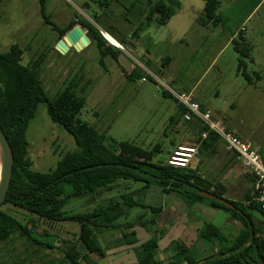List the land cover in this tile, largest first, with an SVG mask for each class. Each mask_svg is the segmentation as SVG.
Wrapping results in <instances>:
<instances>
[{"label":"rangeland","instance_id":"obj_1","mask_svg":"<svg viewBox=\"0 0 264 264\" xmlns=\"http://www.w3.org/2000/svg\"><path fill=\"white\" fill-rule=\"evenodd\" d=\"M156 1H44L45 14L61 29L77 19H85L95 28H101L124 42L116 60L105 56L101 64L95 43L89 42L79 50L68 46L63 53L55 49L62 35L44 21L39 0H0V52L17 43L23 49L20 62L25 65L43 54L37 73L47 96L54 97L70 84L77 95L85 98L78 117L103 135L106 146L113 147L117 141H130L150 148L167 139L175 140L177 133L173 129L182 130L184 121L175 104L174 92L191 88L200 77L198 90L206 94L205 103L225 115L227 123L235 125L241 137L253 143H264V0H219L217 21L206 26L198 21L203 11L202 0H179V7L166 24L160 25L155 21L144 24L148 4ZM75 25L84 28L80 23ZM240 27L245 28V39L249 44L248 56L242 59L246 71L254 80L252 85L240 74L236 75L239 54L233 48V42L219 56L216 65L206 71L229 34L232 35ZM105 31L102 34L106 41L119 47V43ZM239 31L243 33L242 29ZM165 57H169L170 61L162 66ZM131 64L136 70L127 77L131 71L128 65ZM139 73L144 81L138 78ZM223 86L225 97L221 93ZM163 91L171 96L163 95ZM25 137L27 156L33 170L48 171L64 152L76 148L73 136L51 121L46 113V104L42 102L37 104L35 113L27 122ZM192 162L191 166L195 165ZM248 180V177L237 179L234 189L232 184L228 186V193L237 196ZM142 185L141 182L119 180L112 190L102 191L94 199L88 194L70 198L64 209L86 211L107 204L109 199H120V193H128ZM137 192L135 197L142 203L185 210L186 199L177 197L173 192L163 193L158 185L152 184L145 193L142 191L138 195ZM138 207L145 208L135 206L130 210L129 217L134 216L132 212L140 211ZM1 208L22 224H26L31 217L25 210L12 205L3 204ZM250 212L254 222L261 219L256 211ZM150 214L152 216V212ZM32 217L34 226L29 233L30 238L50 242L55 254L61 255L63 243L60 238L65 241L76 236L77 225L74 223H49L37 216ZM201 217L210 219L208 214ZM157 224L146 222L145 227L140 228L146 233L158 228ZM42 231L45 234H41ZM162 231L159 226L154 233L158 253L168 241ZM229 233L224 236L231 240L234 231ZM138 235L144 241L152 236V232L147 238ZM208 244L207 247L211 248L218 245ZM155 260L159 261L157 257Z\"/></svg>","mask_w":264,"mask_h":264},{"label":"trees","instance_id":"obj_2","mask_svg":"<svg viewBox=\"0 0 264 264\" xmlns=\"http://www.w3.org/2000/svg\"><path fill=\"white\" fill-rule=\"evenodd\" d=\"M44 1L39 0L41 15L60 36H63L76 23H80L87 29L86 35L90 43H95L101 64L105 56H110L114 60L118 58L121 49L108 43L100 30L87 20L77 19L75 23H69L65 29L58 27L45 14ZM202 1L203 11L198 18L199 24L206 26L215 23L218 18L219 0ZM179 5V0H157L149 3L144 24L151 21L160 25L166 24ZM117 42L123 47V41L117 40ZM232 42L233 48L239 54L237 73L248 83H253L254 80L246 71L242 59L248 56L249 50L244 33L239 31ZM22 54L23 49L17 43L11 44L7 51L0 52V125L13 152V171L9 187L0 203V240L17 230L31 237L29 233L33 230L32 215H34L49 223L67 222L77 225L74 239L62 242L58 264H76L80 257L76 248L78 242L86 251L103 255L95 231L113 226H119L124 230L129 229L133 225L132 222L120 224V220L126 221L128 210L132 207H146L135 197L136 192L138 191L139 195L145 188L155 184L163 192L178 193L190 202L208 200L236 219L239 222V228L236 235L229 240L211 222H204L197 236L212 244L218 243V250L200 260H196L182 242L174 241V254L166 261H156L154 256L158 245L154 236L156 231H152V236L136 247L137 264H264V227L255 224L250 212L251 210L258 212L264 223V211L256 205L243 203V200L248 198V193L244 195L242 201L226 198L243 211L244 217L217 200L200 194V191L208 190L215 196L223 197L226 187L221 183L202 188L198 185L201 181L199 176L191 168L174 167L166 162L158 163L157 156L153 157V153L157 152L158 155L164 151L165 146H162V143H155L150 148H144L130 141H117L113 147L106 146L103 135L77 115L85 98L77 95L70 84L58 91L54 97L49 98L37 73L44 55L39 54L37 58L25 65L20 62ZM169 61L170 58L165 57L162 65L165 66ZM135 70L136 67L127 74V77H130ZM255 75L259 76L257 73ZM137 76L143 77L141 73ZM163 95L171 96L166 91H163ZM41 102L46 104V113L51 121L61 125L70 133L76 144L75 149L64 152L54 167L48 171L33 170L30 167L25 137L27 122L35 113L37 104ZM177 108L182 115L185 108L181 105ZM200 123L199 138L203 131L208 130L204 123L201 121ZM217 141H219L218 135L208 130L202 143L212 148ZM170 144L174 145V142L171 140L168 142V145ZM119 180L141 182L143 185L128 193H120V199H109L107 204L98 205L86 211L72 212L64 209L70 198L88 194L94 199L102 191L112 190ZM251 180L253 182V176ZM3 204L21 208L31 217L27 219L26 224H22L1 208ZM150 209L155 216L158 210L151 206ZM153 219L149 223H154ZM41 234H45V231ZM122 235L128 244L137 241L133 231H122ZM56 237L58 238L57 235ZM32 239L45 244L49 250H54L50 242ZM60 240L62 241V238Z\"/></svg>","mask_w":264,"mask_h":264},{"label":"crops","instance_id":"obj_3","mask_svg":"<svg viewBox=\"0 0 264 264\" xmlns=\"http://www.w3.org/2000/svg\"><path fill=\"white\" fill-rule=\"evenodd\" d=\"M241 28L242 27H240L239 29ZM239 29H237L232 35L229 34V38L226 39L222 47L213 57L212 62L207 67L206 71L212 69L216 65L217 59L225 51L229 43H231L235 38ZM100 31L102 32L104 30L101 29ZM109 36L112 37L116 42L117 40H119L116 37H113L111 33L109 34ZM118 48L122 49V46L119 44ZM168 63H166V65ZM128 67H130L131 70L133 69L132 64L128 65ZM238 74L239 73H237L236 71V75ZM200 78L192 85L191 88H182L176 93H190L191 98L200 105L202 110H209L214 120L221 121L228 130L238 135L239 132L237 127L235 125H232L231 123H227L228 119H225V115H221L218 111L212 109L208 104L205 103V100L207 98L206 94L198 90ZM249 85H252V83H249ZM221 93L225 97V86H223ZM216 96L218 97V95L215 93V97ZM175 104L178 107L176 101ZM182 120L184 121L182 130L179 131L178 129H173L177 133L175 140H164L162 142V146L168 145V142L171 140L174 142V145L178 143H197L198 153L191 160V162H195V165H192L194 166V169L191 166V162L188 168L194 170L195 173L199 176L201 181L200 183H198V185L202 188H207L211 184L221 183L226 187V192L224 193L223 198L242 201L244 195L248 193L253 183L251 180L252 176L249 173L244 172V170L239 167L240 164L236 160L234 154L225 150L223 142L220 139L214 144L212 148L202 143L203 139L201 140L199 138V129L201 127V123L198 119L193 118L191 120H184L182 117ZM238 136L241 139L250 142L253 146L257 147L261 157L264 160V143H253L249 141V139L241 137L240 134ZM177 140L180 141L177 142ZM214 169L217 170L215 171ZM243 177H248L249 180L245 188L243 187L241 193H239L237 196L234 194V196L229 194L228 186L232 184L234 189L237 184V179L241 180ZM235 178L237 179L234 181ZM150 186L145 188L143 192L145 193L146 190L150 188ZM174 194L177 197L182 198L183 200L185 199L178 193ZM206 201L207 202L203 200L190 202L185 200V210L183 209L181 211H178L174 206H172V208H166L164 206H154L143 202V204L147 206L145 208L138 207L141 212H132L134 216L131 215V217H129L131 214L130 210L132 208H135L132 207L128 210L126 221L124 219H121L120 224L128 221L132 222L133 225L128 229V232L133 231L138 240L134 243H126L125 238L122 235V231L126 230L121 229L119 226L97 230L95 231V236L97 237L98 242L101 246L103 255H100L97 252L86 251L84 246L80 242H78L76 248L79 251L80 257L79 259H77L76 264H137L136 247H138L144 241L148 240H140L139 238L141 237H138V233L144 238H147L148 235H150V233L152 232L151 230H149L150 232L147 231L145 233L140 227H145L143 225H145L146 222L149 223L152 218H154L153 220L158 223V228L159 226H161L163 229L162 232L165 233V235L168 237L167 246L164 247L162 251L160 250L159 253L157 250L154 259H156L157 257L159 261L168 260L175 252L174 246H172V242L180 241L189 249L190 253L196 260H200L201 258L210 255L218 250V245H213L212 248L210 246L207 247L209 241L197 236V233L202 228L204 222L210 221L215 227L218 228V230L223 235H225V233L230 234L229 232L233 230V236H235L239 228V222L236 219L232 218L222 208L214 206L208 200ZM150 206L155 207L158 210L155 216L153 214V211H151ZM195 211H197L198 213H196ZM150 212H152V216H149L151 215ZM205 214H208V216L210 217L209 220L205 219L206 217H201V215ZM255 224L259 226L262 225V227H264V223H262V217L260 220H257ZM158 228H156L154 231L157 232ZM159 237L161 238V236ZM208 245H211V243H209ZM59 260L60 255L55 254L53 250H49L47 246L36 242L34 239L23 234L20 230H17L4 239L0 240V264H58Z\"/></svg>","mask_w":264,"mask_h":264},{"label":"built area","instance_id":"obj_4","mask_svg":"<svg viewBox=\"0 0 264 264\" xmlns=\"http://www.w3.org/2000/svg\"><path fill=\"white\" fill-rule=\"evenodd\" d=\"M241 29L244 31L243 27ZM140 80L144 81L145 78L141 77ZM174 97L177 104L185 108L182 115L183 119L196 118L204 123L209 131L218 135L225 150L235 155L244 172L253 176L254 180L248 191V198L244 199L243 203L245 205H256L264 211V160L258 148L228 130L221 121L214 120L210 111L202 110L200 105L191 98L190 93L174 92ZM208 130L200 134L201 140L206 137ZM197 153V143L175 144L167 154L165 162L174 167H188Z\"/></svg>","mask_w":264,"mask_h":264},{"label":"water","instance_id":"obj_5","mask_svg":"<svg viewBox=\"0 0 264 264\" xmlns=\"http://www.w3.org/2000/svg\"><path fill=\"white\" fill-rule=\"evenodd\" d=\"M87 29L82 28L79 25H75L70 30H68L60 40L55 45V49L61 53H63V50L68 48V46H73L76 49H81L84 46H86L90 40L86 35ZM102 34V32L100 31ZM103 36V34H102ZM104 37V36H103ZM104 39H106L104 37ZM109 43V42H108ZM173 144L166 145L163 152L157 155V152L153 153V157L157 156V162L163 163L166 159L167 154L172 149ZM0 203L3 201L11 179L12 171H13V152L12 148L9 144V141L2 130V127L0 125ZM200 194L203 196L209 198V199H215L221 204L241 213L244 217L245 214L243 211L236 207L233 203L228 201L226 198L218 197L212 194L211 192H208L206 190L200 191Z\"/></svg>","mask_w":264,"mask_h":264},{"label":"bare ground","instance_id":"obj_6","mask_svg":"<svg viewBox=\"0 0 264 264\" xmlns=\"http://www.w3.org/2000/svg\"><path fill=\"white\" fill-rule=\"evenodd\" d=\"M1 165V164H0Z\"/></svg>","mask_w":264,"mask_h":264}]
</instances>
